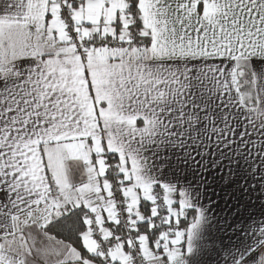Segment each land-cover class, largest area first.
<instances>
[{"label": "snow or ice", "instance_id": "1", "mask_svg": "<svg viewBox=\"0 0 264 264\" xmlns=\"http://www.w3.org/2000/svg\"><path fill=\"white\" fill-rule=\"evenodd\" d=\"M0 264H264V0H0Z\"/></svg>", "mask_w": 264, "mask_h": 264}]
</instances>
